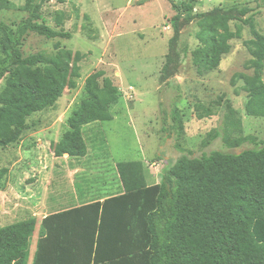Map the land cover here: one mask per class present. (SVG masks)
<instances>
[{"label": "trees", "instance_id": "1", "mask_svg": "<svg viewBox=\"0 0 264 264\" xmlns=\"http://www.w3.org/2000/svg\"><path fill=\"white\" fill-rule=\"evenodd\" d=\"M45 0H25L27 17L15 28L0 20V147L15 143L28 128L27 117L52 107L80 77V51L61 48L23 55L26 33L47 39L71 38L62 29L64 15L45 24L41 8ZM173 34L160 69V79L175 76L187 49H177L183 24L195 20L199 45L192 50L198 75L215 69L230 51V41L240 39L243 26L252 37L244 41L250 55V73L237 72L246 93V115L264 117V32L247 5L216 6L193 13L191 0H168ZM264 3V0H263ZM10 4H6V8ZM234 22V29L230 23ZM237 92V91H236ZM118 88L103 70L84 79L83 98L66 119L67 130L50 148L56 157H84L87 145L83 126L110 121V108L118 101ZM221 106V108H220ZM222 124L202 141L208 145L221 137L228 147L249 142L253 147L238 153L212 150L191 157L179 144L183 119L179 110L163 117L161 130L175 134L181 154L165 167L158 182L140 160L115 164L121 192L73 206L44 217L31 264H264V140L253 135L231 137L241 120L228 99L221 105ZM197 115L210 116L212 109L196 104ZM37 220L30 217L0 226V264H27L29 238Z\"/></svg>", "mask_w": 264, "mask_h": 264}, {"label": "rangeland", "instance_id": "2", "mask_svg": "<svg viewBox=\"0 0 264 264\" xmlns=\"http://www.w3.org/2000/svg\"><path fill=\"white\" fill-rule=\"evenodd\" d=\"M24 2L0 0V20L15 28L27 17L22 7ZM191 3L193 13L216 6L247 5L255 14L257 28L264 32L263 0H191ZM57 12L64 15L62 29L70 32L71 38L47 39L28 32L23 37L21 51L23 55L51 53L56 43L61 48L80 51L85 54L79 63L80 77L77 86L66 90L52 107L27 117L28 128L15 143L0 147V191L8 192L9 185L15 192L28 188L30 194L42 199L50 193L52 200L65 205L68 199L78 197H84V202L102 199L121 191L115 164L128 160H140L150 174L149 181L158 182L163 169L181 154L175 147V134L161 130L163 117L169 123L174 107L183 119V134L178 142L191 157L212 150L238 153L254 146L246 142L239 147H228L221 137L202 145L207 134L222 124L223 111L218 103L221 101L222 105L225 99L241 120L240 130L230 133L231 137L253 135L264 140V117L245 114L246 93L240 89L239 81L235 85L231 83L235 73L251 72L245 68L251 58L244 45L252 37L247 26H243L240 39L229 42L230 51L219 65L198 75L191 56L199 45L198 27L195 20L183 24L177 49L185 47L187 53L176 75L161 80L160 69L173 34L169 19L175 14L168 0H45L41 17L55 30L60 29L54 22ZM230 27L234 29V22ZM97 70H103L118 88V101L110 108L113 118L83 126L87 145L84 157L68 158L66 154L56 157L50 143L67 130L66 119L83 98L84 79ZM196 104L210 107L211 115L200 118ZM14 161L16 166L12 164ZM13 196L9 194V198ZM0 204H3L1 192ZM2 218L0 226L20 220V217ZM32 242L33 238L29 244Z\"/></svg>", "mask_w": 264, "mask_h": 264}, {"label": "crops", "instance_id": "3", "mask_svg": "<svg viewBox=\"0 0 264 264\" xmlns=\"http://www.w3.org/2000/svg\"><path fill=\"white\" fill-rule=\"evenodd\" d=\"M38 142H40V141H38ZM39 163L42 164V161H39ZM12 164H14L16 166L17 161H14ZM7 166H8V164H7ZM42 168L43 167H40V169H42ZM75 171L76 170H74V173H75ZM37 172H40V170H38ZM71 173L72 172L69 171L68 176H70ZM7 176H11V175L7 174ZM19 178H21V176H19ZM19 184H21V182H19ZM28 191H29V189L26 188L25 190L21 189V191L15 192V191H13V188L11 187V185H9L8 192L0 191L1 193H3V204H0V219H3L2 217H7V218H11V219L20 217L19 218L20 220H25V219H28L30 217H33L37 220L36 228L34 231V233L36 232L35 233L36 236L34 233L32 234V236L29 238V241L31 240V238H33V242L30 243L28 248H27V253H28L27 264H31L32 257H33V254H34V251L36 248L39 222L49 214H52L54 212H58V211H61V210H64V209H67V208H70L73 206H79L81 204H85V203H88L91 201L84 202L85 201L84 197H81V198L78 197L77 199H71V200L68 199L67 205H65L64 203L59 204L57 201L52 200L53 198L51 197L50 193L48 194V196L45 197V199H42V198H39V196H36L35 194H30ZM10 193L14 194V196L12 198H9ZM75 200L76 201L82 200V202H78V201L75 202ZM10 202H11V204H10ZM46 202H48V203H46ZM4 205L9 206V208L4 206ZM16 220H18V219H16Z\"/></svg>", "mask_w": 264, "mask_h": 264}]
</instances>
